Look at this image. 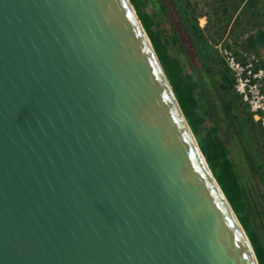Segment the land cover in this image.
<instances>
[{
	"label": "water",
	"instance_id": "95a60500",
	"mask_svg": "<svg viewBox=\"0 0 264 264\" xmlns=\"http://www.w3.org/2000/svg\"><path fill=\"white\" fill-rule=\"evenodd\" d=\"M0 264H259L129 0H0Z\"/></svg>",
	"mask_w": 264,
	"mask_h": 264
},
{
	"label": "trees",
	"instance_id": "16d2710c",
	"mask_svg": "<svg viewBox=\"0 0 264 264\" xmlns=\"http://www.w3.org/2000/svg\"><path fill=\"white\" fill-rule=\"evenodd\" d=\"M129 1L152 43L209 169L243 227L258 263L264 264V247L258 230V215L261 216L262 212L254 210L258 207L264 212V203L252 199L260 192L255 187L256 191L248 189L242 183L229 157L230 150L217 134V128L206 125L211 119L210 113L216 110L239 140L244 139L243 125L233 112L235 99L230 95L233 80L227 67L208 53L202 32L182 0ZM260 1L247 0L251 8ZM147 3L153 6V13L144 11ZM246 46L255 51L263 50L264 28L250 34ZM179 54L183 60L179 59ZM219 65L224 66L223 71L218 69ZM198 68L202 75L197 72ZM245 121L253 123L250 116ZM243 141L239 148L245 152L248 171L253 170L252 175L256 176L258 172L252 167L254 163L247 153L248 143ZM262 220L264 228V218Z\"/></svg>",
	"mask_w": 264,
	"mask_h": 264
},
{
	"label": "rangeland",
	"instance_id": "374dc122",
	"mask_svg": "<svg viewBox=\"0 0 264 264\" xmlns=\"http://www.w3.org/2000/svg\"><path fill=\"white\" fill-rule=\"evenodd\" d=\"M182 2L187 7L191 18L200 28L208 53L216 59V62H223L225 65V61H223L219 51L228 49L235 54L240 62L245 65L251 63L254 67L253 69L263 71L264 75V49L255 51L246 46L249 35L258 28H264V0L255 4L253 8L248 5L247 0H182ZM144 11L153 13V6L147 3ZM179 59L183 60L180 54ZM223 67L219 65L218 69L223 71ZM197 72L202 75V70L199 68ZM229 75L233 80L230 95L236 102H234L233 112L237 120L243 125L242 138L244 139L239 140L216 110L210 113L211 119L206 122V125L217 128V134L230 150L229 157L234 164L235 170L240 175L242 183L248 189L254 191L257 189L260 192L259 196L252 198L253 201L264 203V181L260 180V178L264 180V129L259 128L254 123L250 124L245 121L250 115L240 102V96L237 95L234 87L235 79L231 76L230 71ZM242 140L248 143L247 153L254 163L252 167L258 172L256 176L252 175L254 173L253 170L251 172L248 171L249 163L245 161V152L239 148ZM254 210L262 212L261 216L258 215V218H260V223L258 224L260 229L258 230L264 247L262 220L264 212L258 207Z\"/></svg>",
	"mask_w": 264,
	"mask_h": 264
},
{
	"label": "built area",
	"instance_id": "2783aa9c",
	"mask_svg": "<svg viewBox=\"0 0 264 264\" xmlns=\"http://www.w3.org/2000/svg\"><path fill=\"white\" fill-rule=\"evenodd\" d=\"M225 65L235 79V90L240 102L246 108L251 120L264 129V75L253 69L251 63L245 65L228 49L219 51Z\"/></svg>",
	"mask_w": 264,
	"mask_h": 264
}]
</instances>
